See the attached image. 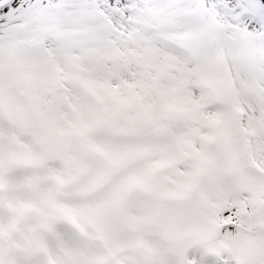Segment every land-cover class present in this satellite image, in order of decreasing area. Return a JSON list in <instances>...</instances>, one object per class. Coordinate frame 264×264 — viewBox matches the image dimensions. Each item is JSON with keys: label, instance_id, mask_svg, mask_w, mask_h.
I'll use <instances>...</instances> for the list:
<instances>
[{"label": "snow or ice", "instance_id": "snow-or-ice-1", "mask_svg": "<svg viewBox=\"0 0 264 264\" xmlns=\"http://www.w3.org/2000/svg\"><path fill=\"white\" fill-rule=\"evenodd\" d=\"M0 264H264V0H0Z\"/></svg>", "mask_w": 264, "mask_h": 264}]
</instances>
